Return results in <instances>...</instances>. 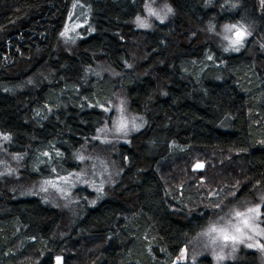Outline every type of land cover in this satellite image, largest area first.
Returning a JSON list of instances; mask_svg holds the SVG:
<instances>
[{
    "label": "trees",
    "instance_id": "1",
    "mask_svg": "<svg viewBox=\"0 0 264 264\" xmlns=\"http://www.w3.org/2000/svg\"><path fill=\"white\" fill-rule=\"evenodd\" d=\"M166 1L168 19L142 29L148 0H0V264H264L197 244L220 202L264 194V0ZM77 3L91 30L67 48ZM230 24L250 34L239 50L217 34ZM119 90L144 124L100 141ZM95 158L101 196L85 184L64 207L35 189ZM198 159L212 179L190 185Z\"/></svg>",
    "mask_w": 264,
    "mask_h": 264
},
{
    "label": "rangeland",
    "instance_id": "2",
    "mask_svg": "<svg viewBox=\"0 0 264 264\" xmlns=\"http://www.w3.org/2000/svg\"><path fill=\"white\" fill-rule=\"evenodd\" d=\"M172 13V8L166 0H148L143 13L138 15L135 19L137 27L142 29L152 28L157 22H164ZM85 30H91L89 22V9L88 7L79 3L71 9L69 17L63 29V43L65 47L75 46L79 37L83 36ZM241 30L243 32L241 37H235V32ZM220 39L224 42L227 49L239 50L247 44L249 39V32L237 25H226V27L218 32ZM238 41V42H237ZM101 72L110 74L116 77V73L111 69L99 67ZM109 110L112 112L107 122L102 126L98 132V140L115 142L119 140H126L131 133L140 129L144 121L141 116H138L129 108L126 95L122 90H119L112 101ZM92 166L83 167L80 171L69 173L68 175L61 176L55 179H47L42 183L35 185V189L39 190L44 198L48 201L58 204L62 203L63 206L69 205L68 201L77 199L79 196H86L85 190H80V186H86L95 191V195L103 194V185L105 182V171L101 168L98 169L95 162H99L103 167V162L95 158ZM88 162V161H87ZM207 161L198 159L191 163L190 172L187 177L190 178V185L193 182L200 181L203 183L208 180L210 182L211 176L202 173L203 169L207 166ZM189 166V165H188ZM99 170V171H98ZM193 178V180H192ZM207 182V181H206ZM201 197L214 203L217 202L216 196L221 193L214 187L205 186L201 190H197ZM88 196V195H87ZM225 196L223 195V198ZM215 199V201H213ZM264 201V194L257 201H244L240 204H230V207L223 206L224 203L217 205V218L213 223L203 231V234L198 238V246L201 250L206 251L214 256L218 262L226 259L237 257L241 251L254 250L257 251L264 258V227L261 223L262 203ZM223 204V205H222ZM249 209H259V213L249 212ZM244 213L245 216L237 217L236 213ZM244 219L248 220L250 227H245L242 223ZM236 227H240L241 231L237 232ZM215 228L217 231H212ZM223 229L229 236L235 235L236 241L225 240ZM251 245V246H249ZM185 252L181 257H184ZM63 258L59 256L57 263H62Z\"/></svg>",
    "mask_w": 264,
    "mask_h": 264
},
{
    "label": "snow or ice",
    "instance_id": "3",
    "mask_svg": "<svg viewBox=\"0 0 264 264\" xmlns=\"http://www.w3.org/2000/svg\"><path fill=\"white\" fill-rule=\"evenodd\" d=\"M238 42V41H237ZM249 212H256L257 214L259 213V209H249L248 210ZM236 216L237 217H243V216H245V214L244 213H239V212H237L236 213ZM242 223H243V225L245 226V227H250V225L248 224V220L247 219H244L243 221H242ZM212 231H217V229H215V228H213L212 229ZM222 233H223V238L225 239V240H232V241H236V239H237V237L235 236V235H232V236H229L223 229H221L220 230ZM236 231L237 232H240L241 231V228L240 227H236ZM249 246H251V245H249Z\"/></svg>",
    "mask_w": 264,
    "mask_h": 264
},
{
    "label": "water",
    "instance_id": "4",
    "mask_svg": "<svg viewBox=\"0 0 264 264\" xmlns=\"http://www.w3.org/2000/svg\"><path fill=\"white\" fill-rule=\"evenodd\" d=\"M242 34H243V32L241 30H238V31L235 32L234 35H235V37H241Z\"/></svg>",
    "mask_w": 264,
    "mask_h": 264
}]
</instances>
